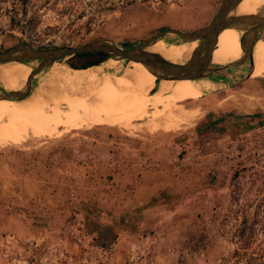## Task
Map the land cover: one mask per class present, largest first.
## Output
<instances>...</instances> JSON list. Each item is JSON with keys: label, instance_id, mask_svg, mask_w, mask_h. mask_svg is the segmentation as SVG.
<instances>
[{"label": "rangeland", "instance_id": "1", "mask_svg": "<svg viewBox=\"0 0 264 264\" xmlns=\"http://www.w3.org/2000/svg\"><path fill=\"white\" fill-rule=\"evenodd\" d=\"M220 2L0 0V50L23 41L41 47L93 39L135 43L169 26L200 27ZM77 60L67 55L52 64L72 67ZM137 77L125 91L139 87ZM6 78L0 75V85L9 84ZM155 86L176 93V106L189 113L173 129L146 130L137 119L136 128L100 122L68 130L50 111L43 116L36 107H12L11 136L20 143L0 144V194L13 187L25 205H13L22 213V221L12 220L19 230H0L4 258L14 264H159L156 238L163 233V240L180 244L174 264H264L263 209L257 219L252 213L264 156L249 165L246 155L255 148L246 146L249 130L264 148V69L208 92ZM43 91L42 99L49 98L50 89ZM141 174L145 180L138 183ZM159 185L152 201L180 203V209L160 216L161 225L154 220L140 227L144 215L135 202ZM8 234L14 237L6 240Z\"/></svg>", "mask_w": 264, "mask_h": 264}, {"label": "bare ground", "instance_id": "2", "mask_svg": "<svg viewBox=\"0 0 264 264\" xmlns=\"http://www.w3.org/2000/svg\"><path fill=\"white\" fill-rule=\"evenodd\" d=\"M263 8L264 0H240L232 13H257ZM241 31L242 29L232 25L220 30L210 65H223L240 58L243 54L240 43ZM263 32L264 30L259 36ZM258 38L252 49L254 65L252 74L264 69V42L259 43ZM262 39L264 41L263 35ZM199 40L187 41L174 34H166L145 49L158 52L171 61L184 62ZM37 62L38 59L0 63V75H5L8 81L6 83H9L0 86L5 89H7L5 86L9 89L23 87L28 73ZM56 62L58 61L53 63ZM244 70L247 71L245 64L230 65L227 68L228 74L212 73L194 79H160L156 85L165 89L193 86L198 89L205 88L204 91L208 92L212 89V85L231 79ZM88 72L90 74L84 82L83 79ZM136 77L139 87L125 91L126 86L134 82ZM154 80L155 75L148 65L135 60L127 61L124 58L108 57L97 65L81 69L66 64L49 65L33 76L32 89L28 96L22 99L0 98V144L20 143V141L14 142L11 136L17 119V115L11 109L17 106H27L33 110H36L34 108L36 107L37 110H41L40 114L43 116L46 111H50L48 114L60 120L62 129L89 127L100 122L111 126L136 128L135 120L137 119L145 121L143 125L145 127L141 126L146 130L173 129L180 122L181 116L189 113L187 109L176 106V100L173 97L176 93L158 88L154 92H149L152 86L145 83L155 85ZM91 83H96L93 86L95 89L86 90L85 86ZM73 86L82 87L81 91L75 96H62ZM45 88L50 89V94L47 93L49 98L44 96L42 99L46 94V91H43Z\"/></svg>", "mask_w": 264, "mask_h": 264}, {"label": "water", "instance_id": "3", "mask_svg": "<svg viewBox=\"0 0 264 264\" xmlns=\"http://www.w3.org/2000/svg\"><path fill=\"white\" fill-rule=\"evenodd\" d=\"M240 0H221L220 5L206 24L193 29H180L169 26L159 29L154 34L142 38L138 42L123 41L117 43L110 39H93L80 44H67L52 47L35 46L23 41L0 50V63L6 61H28L38 59L37 64L28 73L25 84L21 88L5 89L0 86V98L22 99L32 89V78L40 70L67 55L85 52H105L109 57L124 58L127 61H140L150 67L155 75V85L164 79H194L209 75L228 74L227 68L245 64L247 72L236 75L237 78L250 76L253 70L252 49L257 37L264 30V8L257 13L233 14L232 10ZM242 29L240 43L243 54L235 61L223 65H210L215 43L220 30L225 26ZM166 34H174L184 40L200 39L184 62H175L163 57L158 52L146 50ZM151 92L156 90V86Z\"/></svg>", "mask_w": 264, "mask_h": 264}, {"label": "crops", "instance_id": "4", "mask_svg": "<svg viewBox=\"0 0 264 264\" xmlns=\"http://www.w3.org/2000/svg\"><path fill=\"white\" fill-rule=\"evenodd\" d=\"M262 132V131H261ZM250 135L255 134L254 130H249ZM262 134V133H261ZM8 166V165H7ZM145 180V177L143 174L139 175L138 177V183H141V181ZM141 185H138L136 189H139ZM159 186H149V188H146V193L142 198H137V202H135V205H140V213L144 215V218L142 221H140L139 226L143 227H150L152 225L154 220L157 221V225L160 224V216H163L164 214L170 212V211H179L180 209V203H166L163 202V200L158 201H152V197L158 189ZM166 187V186H165ZM163 189V188H159ZM0 199L2 200L0 203V230L7 231V230H19L16 226H12V220L14 219L15 223L17 221H22V213L21 211H17L13 205H25L22 201V197H19V193L15 188H10L8 191L4 192V194H0ZM155 215V217H153ZM149 216V218L147 217ZM20 218V219H19ZM147 218V219H145ZM155 223V221H154ZM165 239L163 233L161 235H158L156 238V246L159 248L158 254H156V262L159 264H174V262L177 260V255L179 254L180 250V244L175 241L174 243H168L167 241L163 240ZM174 244V245H173ZM176 245V246H175ZM198 254L195 255V261L198 260ZM176 259V260H175ZM192 260V258L190 259ZM0 264H14L12 261L4 258L2 254H0Z\"/></svg>", "mask_w": 264, "mask_h": 264}, {"label": "flooded vegetation", "instance_id": "5", "mask_svg": "<svg viewBox=\"0 0 264 264\" xmlns=\"http://www.w3.org/2000/svg\"><path fill=\"white\" fill-rule=\"evenodd\" d=\"M261 133L259 134L260 135L259 136V140L263 141L264 140V132L262 134ZM248 135H249L250 142L246 143V146H248V147H253L254 146L255 147L254 150L251 148L246 153V155L249 158L248 160H249V165H250L252 163H255V162L251 161L252 158L259 159V158L264 156V148L258 147L259 146L258 144H255V143H253L251 141V140H253L255 134H253V135L251 134L250 135V133H248ZM259 144H261V143H259ZM263 162H264V160H262V163ZM261 167H264V165H262ZM255 169L256 168L250 167L249 168V173H251L250 178L255 179L257 181L258 180V178H257L258 175H257V172H256ZM260 183H261L260 185H261L262 189L261 188H259V189L256 188V193H255L256 198H255V203H254L255 208H254V210L252 212V213H254V217L256 219H257L258 216L261 215L260 211H262V209H263V213H264V170L262 171V175H261V178H260ZM259 190H261V193H260ZM247 223H249L248 220H247Z\"/></svg>", "mask_w": 264, "mask_h": 264}, {"label": "trees", "instance_id": "6", "mask_svg": "<svg viewBox=\"0 0 264 264\" xmlns=\"http://www.w3.org/2000/svg\"><path fill=\"white\" fill-rule=\"evenodd\" d=\"M73 55L78 57V60L77 62H69V64L73 68H77V69L87 68L93 65H97L109 57L108 54L105 52H85V53H77Z\"/></svg>", "mask_w": 264, "mask_h": 264}, {"label": "built area", "instance_id": "7", "mask_svg": "<svg viewBox=\"0 0 264 264\" xmlns=\"http://www.w3.org/2000/svg\"><path fill=\"white\" fill-rule=\"evenodd\" d=\"M14 236L12 235V234H8V235H6L5 236V239L6 240H10V239H12Z\"/></svg>", "mask_w": 264, "mask_h": 264}]
</instances>
